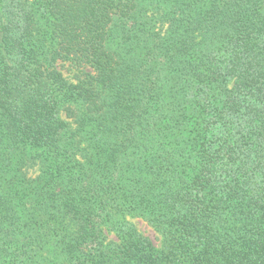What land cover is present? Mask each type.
<instances>
[{
  "label": "trees",
  "instance_id": "16d2710c",
  "mask_svg": "<svg viewBox=\"0 0 264 264\" xmlns=\"http://www.w3.org/2000/svg\"><path fill=\"white\" fill-rule=\"evenodd\" d=\"M0 264H264V0H0Z\"/></svg>",
  "mask_w": 264,
  "mask_h": 264
},
{
  "label": "rangeland",
  "instance_id": "374dc122",
  "mask_svg": "<svg viewBox=\"0 0 264 264\" xmlns=\"http://www.w3.org/2000/svg\"><path fill=\"white\" fill-rule=\"evenodd\" d=\"M133 221L142 234L148 237L155 246H159L160 237L151 227L141 219H134ZM109 238H114V236L111 234L109 235Z\"/></svg>",
  "mask_w": 264,
  "mask_h": 264
}]
</instances>
